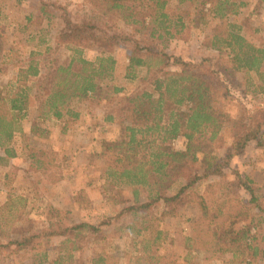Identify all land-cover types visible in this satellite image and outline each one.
I'll return each mask as SVG.
<instances>
[{"label":"rangeland","instance_id":"1","mask_svg":"<svg viewBox=\"0 0 264 264\" xmlns=\"http://www.w3.org/2000/svg\"><path fill=\"white\" fill-rule=\"evenodd\" d=\"M202 1L168 0L165 12L169 22L165 25L169 24L168 29L174 36L166 38L163 29L155 28L156 20L160 18L152 0H128L125 9H110L105 0H0V91L9 96L17 86H22L18 78L24 75L32 58L38 61L41 73L45 61L53 58L56 73L58 65L67 66L78 55L97 64L98 57L110 54L100 46L91 51L79 48L82 52L78 54L74 46L61 45L55 54L46 55L45 48L52 41L54 44L55 33L66 25L67 18L72 23L94 19L109 32L121 30L139 41L152 42L157 49L165 47L168 53L177 54L186 61L219 56L221 53L206 50L202 45L205 35L212 33L219 23L218 19L212 18L209 3L205 5ZM238 1L245 4L239 14L228 16L227 21L240 24L244 31H249L252 40L262 43L264 4L256 0ZM177 21L183 27H175ZM155 29L162 38H156V34L154 38L150 36ZM113 53L118 64L114 65L110 75L104 73L96 77L99 87L95 99L70 96L67 107L79 111L77 119L65 115L62 119L36 120L40 104L33 97L42 74L25 81L31 87L33 101L21 122V131H16L8 144L15 156L0 162V229L5 235L2 242L41 229L47 226L50 217L55 219L54 215H57L64 224L83 221L99 224L107 220L100 235L89 239L84 258L101 251L109 253L116 264H264V126L260 140H252L245 152L235 157L224 170V180L231 182L232 187L238 182L237 173L250 177L260 197V210L253 209L248 220L250 243L258 247L257 254L248 248L239 252H212L199 248L198 242L197 247L192 234L200 228L196 225L202 223L203 217L197 200L190 194L183 199L177 215L163 214L160 203L150 209L116 217L123 207L134 202L131 188L113 185L105 174L107 158L103 154L102 141L119 135L121 125L104 120L105 111L113 112L114 108L112 104L113 109L104 108L103 104L115 95L130 93L140 84L153 91V85L144 80V68L128 67L124 47L116 48ZM79 67L80 64L74 62L71 73L61 77L68 75L72 79V73ZM171 69L179 70L180 67ZM262 71L264 73V63ZM228 83L229 93L220 95L216 104L217 110L224 115L222 145L213 149L218 155H222L231 143L233 122L238 116L264 107V77L237 70L228 78ZM114 87H122L123 91L116 92ZM173 146L184 148V138L176 139ZM0 156H4L2 148ZM218 179L211 177L203 181L199 185L200 193L211 197V192L206 194V185ZM178 187L179 183H174L169 193H174ZM235 189L247 203L250 195L245 188L237 186ZM222 195L218 192V196ZM146 196L147 192L143 190L140 201H145ZM128 225L132 228H126ZM136 230L140 232L136 233ZM59 247L60 240L54 237L34 249H3L0 264H42L43 251L53 259L58 255Z\"/></svg>","mask_w":264,"mask_h":264},{"label":"trees","instance_id":"2","mask_svg":"<svg viewBox=\"0 0 264 264\" xmlns=\"http://www.w3.org/2000/svg\"><path fill=\"white\" fill-rule=\"evenodd\" d=\"M127 1L105 0L110 9H125ZM256 1L264 4V0ZM152 2L160 18L156 20L155 28L163 29L166 38L173 37L169 24L165 25L166 21L169 22V15L165 12L168 0ZM202 3H209L212 18L219 20L212 33L205 35L202 45L206 50L221 55L203 56L196 62L168 53L165 47L157 49L152 42L139 41L121 30L109 32L94 19L72 23L67 18L64 21L66 25L56 31L53 46L46 48V55L55 54L61 45L74 46L78 54L82 52L79 48L100 46L110 54L98 57L97 64L78 55L67 66L58 65L55 68L59 76L53 69V58L45 61L42 73L38 61L32 58L24 75L18 78L22 86H17L9 96L2 95L0 91V148L4 151L0 162L15 156L8 144L14 133L21 131V122L28 115L30 102L33 101L31 87L25 82L28 78L42 74L33 97L40 104L36 120L62 119L65 115L77 119L79 111L67 107L70 96H91L90 99H95L99 87L96 77L111 74L116 62L112 52L124 47L128 67L144 68V80L152 82L153 91L140 84L130 93L115 95L103 104L104 108L111 107L110 104L114 108L111 107L113 112L105 111L104 120L121 125L118 137L102 141L103 154L107 158L105 174L113 185L131 188L134 202L123 207L116 217L150 209L160 203L163 214L177 215L183 199L190 194L197 200L203 217L202 223L196 225L200 228L192 234L195 245L198 242L199 248L212 252H239L248 248L255 255L258 247L251 246L248 220L252 210L260 208V197L252 186V179L237 173L235 187L245 188L250 195L248 202L244 203L232 183L224 180V170L235 157L245 152L252 140H260L264 107L238 116L233 122L231 143L222 155L215 154L213 149L222 145L224 115L216 108L218 97L229 93L228 78L237 70L255 72L264 77V41L256 43L240 24L227 21L228 16L239 14L245 2L204 0ZM179 24L180 21H177L175 27H183ZM156 29L150 36L154 38L156 34V38H162L163 35ZM126 43L132 45L125 46ZM74 62L80 67L72 73V79L68 75L61 77L71 73ZM174 66L180 69H171ZM52 73L55 75L52 76ZM114 90L121 92L123 88L114 87ZM66 128L67 125L63 132ZM180 137L184 138L185 147L179 149L173 146V142ZM211 177L219 179L206 185V194L207 191L212 193L211 197H207L200 193L199 185ZM176 182L179 183L178 189L169 193ZM143 190L147 196L145 201H140ZM220 191L222 196H218ZM54 217L48 219L47 226L7 242H2L5 235L0 229V254L3 249L9 248H14L13 251L38 248L41 243L56 237L60 240L58 255L49 259L48 253L43 251L42 264H116L109 253L101 251L84 258L89 239L100 235L107 220L99 224L85 221L64 224L61 217ZM126 228L131 229L132 226ZM139 232L136 230V233ZM201 235H205L204 239Z\"/></svg>","mask_w":264,"mask_h":264},{"label":"crops","instance_id":"3","mask_svg":"<svg viewBox=\"0 0 264 264\" xmlns=\"http://www.w3.org/2000/svg\"><path fill=\"white\" fill-rule=\"evenodd\" d=\"M50 46H53V41H52V43H50ZM50 46H48V47H50ZM48 47H46V48H48ZM45 48V49H46ZM44 49V50H45ZM84 49H87V48H84ZM91 50H93V49H88V51H91ZM113 57H114V59H115V64L117 65L118 64V62H117V59H116V57H115V55H114V53H113ZM126 62H127V65H128V59L126 58ZM97 80V79H96ZM98 82V81H97ZM75 97H77V96H75ZM90 97L91 96H85V97H78V98H80V99H90ZM93 99V98H92Z\"/></svg>","mask_w":264,"mask_h":264}]
</instances>
